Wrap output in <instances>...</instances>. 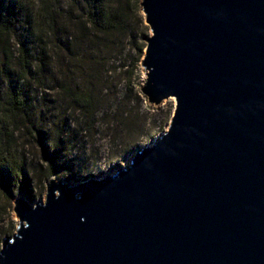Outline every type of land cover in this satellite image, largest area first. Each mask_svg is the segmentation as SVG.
I'll list each match as a JSON object with an SVG mask.
<instances>
[{"label":"water","instance_id":"1","mask_svg":"<svg viewBox=\"0 0 264 264\" xmlns=\"http://www.w3.org/2000/svg\"><path fill=\"white\" fill-rule=\"evenodd\" d=\"M166 131L130 164L14 200L0 264H264V0H140Z\"/></svg>","mask_w":264,"mask_h":264},{"label":"trees","instance_id":"2","mask_svg":"<svg viewBox=\"0 0 264 264\" xmlns=\"http://www.w3.org/2000/svg\"><path fill=\"white\" fill-rule=\"evenodd\" d=\"M148 35L140 0H0V186L7 200L14 185L31 199L32 177L15 156L21 135L48 141L46 172L57 175V154L75 137L56 114L77 113L88 125L121 86L126 94L117 104L128 102ZM5 211L0 202V248Z\"/></svg>","mask_w":264,"mask_h":264},{"label":"rangeland","instance_id":"3","mask_svg":"<svg viewBox=\"0 0 264 264\" xmlns=\"http://www.w3.org/2000/svg\"><path fill=\"white\" fill-rule=\"evenodd\" d=\"M144 79L140 61L131 78L128 102L117 104L120 96L126 94L121 86L116 96L118 99L112 97L111 104L99 107L88 125L77 113L73 115L74 119L69 116V112L56 114L57 118H61V122H66L62 123L64 133L67 129H72L75 140L72 141L71 147L60 149L57 154L60 166L55 176L48 177L46 172V150L51 153L48 141L37 135L35 138L21 135L16 141L15 156L17 161L29 170L32 177L29 189L31 199H27L18 186L14 185L12 196L7 200L0 186V202L6 206L3 223L6 235H11L17 229L19 219L13 207L14 200L21 194L32 203L39 199L44 201L46 183L51 178L76 184L91 176H102L106 172L114 173L120 167L130 164L138 145L151 143L160 132L167 130L175 108V100L168 98L164 100L163 105L150 104L141 92ZM165 117L166 121L163 123ZM45 127L48 128L49 125L43 126L41 133L47 132ZM150 134V138H143L144 135Z\"/></svg>","mask_w":264,"mask_h":264}]
</instances>
